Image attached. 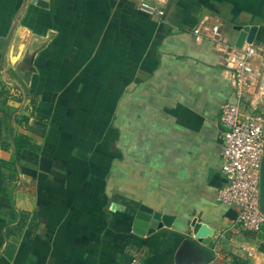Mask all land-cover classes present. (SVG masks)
Segmentation results:
<instances>
[{
	"label": "crops",
	"instance_id": "1",
	"mask_svg": "<svg viewBox=\"0 0 264 264\" xmlns=\"http://www.w3.org/2000/svg\"><path fill=\"white\" fill-rule=\"evenodd\" d=\"M207 15L229 43L240 26L264 45V0H169L162 19L137 0H0V37L14 26L0 67V191L14 176L0 264L248 262L233 246L264 264V226L243 231L217 199L233 95L211 42L192 34ZM142 208L187 228L148 234Z\"/></svg>",
	"mask_w": 264,
	"mask_h": 264
},
{
	"label": "built area",
	"instance_id": "2",
	"mask_svg": "<svg viewBox=\"0 0 264 264\" xmlns=\"http://www.w3.org/2000/svg\"><path fill=\"white\" fill-rule=\"evenodd\" d=\"M168 1L137 0V5L162 19ZM192 34L211 42L233 95L232 102L222 105L219 116L224 185L217 199L235 210L238 227L256 233L264 226V215L259 210V170L264 154V45L244 42L240 48L235 47L223 37L222 22L213 15L202 17ZM7 83L11 88L16 85L12 77ZM232 248L249 264L256 262L257 252ZM129 264L140 263L133 258Z\"/></svg>",
	"mask_w": 264,
	"mask_h": 264
},
{
	"label": "water",
	"instance_id": "3",
	"mask_svg": "<svg viewBox=\"0 0 264 264\" xmlns=\"http://www.w3.org/2000/svg\"><path fill=\"white\" fill-rule=\"evenodd\" d=\"M14 26L9 31L7 37H0V67L3 68L4 56L9 44L10 37L12 35ZM234 30L238 33L237 39L234 42L235 47L240 48L244 42L250 43L246 39V33L242 31V27H234ZM259 210L264 215V154L261 159L259 170ZM140 212L149 214L148 234L155 232L162 227L171 228L178 232H184L186 230V224L180 217L173 215L162 214L159 211L142 208ZM142 213V214H143ZM148 217V216H147Z\"/></svg>",
	"mask_w": 264,
	"mask_h": 264
},
{
	"label": "trees",
	"instance_id": "4",
	"mask_svg": "<svg viewBox=\"0 0 264 264\" xmlns=\"http://www.w3.org/2000/svg\"><path fill=\"white\" fill-rule=\"evenodd\" d=\"M13 142L16 148H18V146L19 147L27 146V147L34 148L31 144L25 141H22V140H14ZM1 166L2 168H4V163H1ZM3 181H4V187L1 189L0 193L2 195H6L8 186L14 181L13 174L10 175V174L3 173ZM42 218H45L44 209L42 207H38V209L32 215V221H39ZM23 225H24V218L22 215H20L19 222L14 227L7 226L6 232L15 231V230L21 231V229L23 228ZM259 249L261 252L264 253V244L260 245ZM241 264H249V263L242 262Z\"/></svg>",
	"mask_w": 264,
	"mask_h": 264
},
{
	"label": "rangeland",
	"instance_id": "5",
	"mask_svg": "<svg viewBox=\"0 0 264 264\" xmlns=\"http://www.w3.org/2000/svg\"><path fill=\"white\" fill-rule=\"evenodd\" d=\"M12 79H13L14 81L16 80V79H15V78H13V77H12ZM262 112H263V114H264V109H263V111H262Z\"/></svg>",
	"mask_w": 264,
	"mask_h": 264
}]
</instances>
